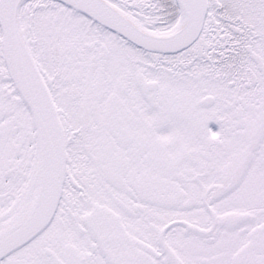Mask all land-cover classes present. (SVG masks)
<instances>
[{"label": "snow or ice", "instance_id": "1", "mask_svg": "<svg viewBox=\"0 0 264 264\" xmlns=\"http://www.w3.org/2000/svg\"><path fill=\"white\" fill-rule=\"evenodd\" d=\"M0 264H264V0H0Z\"/></svg>", "mask_w": 264, "mask_h": 264}]
</instances>
